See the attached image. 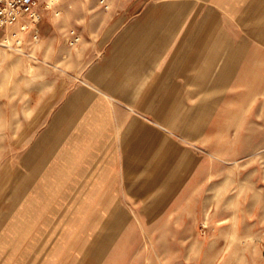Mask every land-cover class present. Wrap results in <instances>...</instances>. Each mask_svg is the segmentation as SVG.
Returning <instances> with one entry per match:
<instances>
[{
  "label": "rangeland",
  "instance_id": "obj_1",
  "mask_svg": "<svg viewBox=\"0 0 264 264\" xmlns=\"http://www.w3.org/2000/svg\"><path fill=\"white\" fill-rule=\"evenodd\" d=\"M115 3L61 0L44 11L38 32L14 37L15 27L9 34L14 46L0 48V264L17 263L19 257L5 254L15 247L22 219L39 222L35 231L71 227L61 241L62 264H264V70L233 91L230 110L220 112L213 126L195 127V144H184L183 169L153 177L158 191H145L142 174L129 185L120 176L118 192L103 207L83 209L73 224L45 223L79 212L57 193L66 176L55 165L68 145L86 141L102 97L97 89L111 82L95 29L97 21L110 20L102 10ZM201 7L216 9L233 30L257 31L264 40V0L207 1ZM113 115L151 122L143 110ZM137 129L130 134L136 143L142 137ZM105 130L101 122L94 133ZM167 130L179 141L194 134L190 127ZM136 152L142 155V149ZM170 154L171 172L176 158ZM133 162L142 173V161ZM166 179L173 183H161ZM100 216L102 223L83 222Z\"/></svg>",
  "mask_w": 264,
  "mask_h": 264
},
{
  "label": "crops",
  "instance_id": "obj_2",
  "mask_svg": "<svg viewBox=\"0 0 264 264\" xmlns=\"http://www.w3.org/2000/svg\"><path fill=\"white\" fill-rule=\"evenodd\" d=\"M114 1L116 6L101 14L107 12L110 20L97 21L95 29L97 46L105 47L102 55H107L104 63L112 72L111 82L103 84L102 92L97 89L102 97H98L86 141L68 145L63 162L55 165L63 168L66 176L57 193L62 191L63 200L69 202L67 207L79 212L49 219L45 221L48 224H73L81 220L83 209L103 207L110 196L113 199L112 193L118 192L120 176L126 177L129 185L133 176L142 174L147 177L145 191H158L160 187L152 180L183 169L184 144H195V127L213 126L220 112L230 110L233 91L244 86L251 74L264 70V40L257 31L253 35L233 30L218 19L216 9L201 7V3L220 0ZM200 96L204 98L199 102ZM137 110L148 113L151 122L141 124L130 115L125 121L114 119L113 112ZM101 122L106 130L96 136L94 128ZM137 125L142 130L138 143L130 137ZM171 127H190L194 134L179 141L167 134ZM139 128L137 133L141 132ZM117 130H124L118 139ZM139 149L142 155L137 156ZM169 154L176 158L170 164L171 172ZM136 160L142 161V173L134 168ZM161 183L173 182L166 179ZM83 222L103 220L100 216ZM21 224L14 237L15 247L5 254L8 259L15 255L19 257L16 264H62L65 249L62 252L61 241L71 227L58 232L50 228L35 231L39 222L22 219ZM51 239L58 242L51 243ZM25 256H31V261L25 263ZM43 256L46 258L41 261Z\"/></svg>",
  "mask_w": 264,
  "mask_h": 264
},
{
  "label": "built area",
  "instance_id": "obj_3",
  "mask_svg": "<svg viewBox=\"0 0 264 264\" xmlns=\"http://www.w3.org/2000/svg\"><path fill=\"white\" fill-rule=\"evenodd\" d=\"M60 2L61 0H0V48L14 46L11 45L9 34L15 27H18L21 34L31 30L38 32L37 26L43 19L44 11L53 9ZM33 39L38 40V33ZM78 40L77 38L75 41ZM15 45L18 49L22 41L15 40Z\"/></svg>",
  "mask_w": 264,
  "mask_h": 264
},
{
  "label": "bare ground",
  "instance_id": "obj_4",
  "mask_svg": "<svg viewBox=\"0 0 264 264\" xmlns=\"http://www.w3.org/2000/svg\"><path fill=\"white\" fill-rule=\"evenodd\" d=\"M18 33H19V32H18ZM18 35H19V34H18ZM18 35H17V36H18ZM13 36H14V35H13Z\"/></svg>",
  "mask_w": 264,
  "mask_h": 264
}]
</instances>
